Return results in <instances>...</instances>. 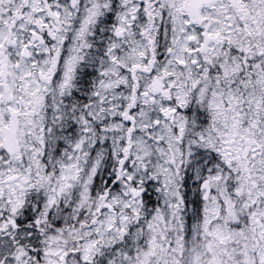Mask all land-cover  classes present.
I'll return each instance as SVG.
<instances>
[{
    "label": "snow or ice",
    "instance_id": "6c2138e0",
    "mask_svg": "<svg viewBox=\"0 0 264 264\" xmlns=\"http://www.w3.org/2000/svg\"><path fill=\"white\" fill-rule=\"evenodd\" d=\"M0 264H264V0H0Z\"/></svg>",
    "mask_w": 264,
    "mask_h": 264
}]
</instances>
